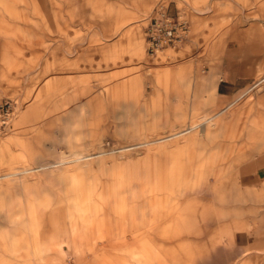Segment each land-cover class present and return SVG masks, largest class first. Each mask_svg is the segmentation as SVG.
Wrapping results in <instances>:
<instances>
[{
  "label": "rangeland",
  "instance_id": "1",
  "mask_svg": "<svg viewBox=\"0 0 264 264\" xmlns=\"http://www.w3.org/2000/svg\"><path fill=\"white\" fill-rule=\"evenodd\" d=\"M5 101L0 264H264V0H0Z\"/></svg>",
  "mask_w": 264,
  "mask_h": 264
},
{
  "label": "built area",
  "instance_id": "2",
  "mask_svg": "<svg viewBox=\"0 0 264 264\" xmlns=\"http://www.w3.org/2000/svg\"><path fill=\"white\" fill-rule=\"evenodd\" d=\"M187 22L180 21L178 15L166 8L156 9L144 29L146 50L154 54L166 45L182 41L186 37ZM10 110V102L5 101L0 107V123L5 124Z\"/></svg>",
  "mask_w": 264,
  "mask_h": 264
},
{
  "label": "crops",
  "instance_id": "3",
  "mask_svg": "<svg viewBox=\"0 0 264 264\" xmlns=\"http://www.w3.org/2000/svg\"><path fill=\"white\" fill-rule=\"evenodd\" d=\"M142 67H143V64L140 61L137 62L136 68H138L140 70ZM225 74H226L225 78H227L228 82H232L235 80V79H233L235 77L231 74L230 70H227L225 72ZM156 76L160 77L161 74H159L157 72ZM180 76L181 75H175V77H180ZM141 79H142V75H138L137 78L134 79V82H135L134 87L136 88L138 95H139L140 89H141ZM217 82H218L217 78L215 77V74L213 72H209L206 76L200 77L196 81L195 86H193V80L191 79L192 96L196 99L201 100V102L203 104L202 110L204 112H206L207 114L208 113H215L217 111V109H216V94L217 93L223 97H228L231 93L230 92V88H231L230 86L220 85V84L218 85V87L222 86L223 90L221 92H218V91L216 92ZM215 109H216V111H215ZM210 124H212V121ZM193 126H189V127L185 128V131L191 130L193 128ZM249 173H250L249 171H245V172H243V176H246Z\"/></svg>",
  "mask_w": 264,
  "mask_h": 264
},
{
  "label": "bare ground",
  "instance_id": "4",
  "mask_svg": "<svg viewBox=\"0 0 264 264\" xmlns=\"http://www.w3.org/2000/svg\"><path fill=\"white\" fill-rule=\"evenodd\" d=\"M148 18H149V15H148ZM175 47V46H174ZM164 50V49H163ZM163 50H157L156 52H155V54L153 55V56H150V57H155L156 55H158V54H160ZM145 51H146V48H145ZM146 54H147V52H146ZM208 121H211V120H208Z\"/></svg>",
  "mask_w": 264,
  "mask_h": 264
}]
</instances>
